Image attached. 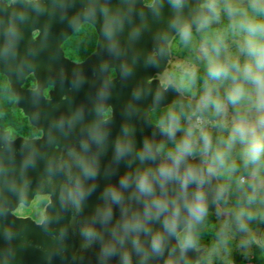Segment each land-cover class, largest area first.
I'll return each instance as SVG.
<instances>
[{"label":"water","instance_id":"1","mask_svg":"<svg viewBox=\"0 0 264 264\" xmlns=\"http://www.w3.org/2000/svg\"><path fill=\"white\" fill-rule=\"evenodd\" d=\"M206 0H0V74L13 106L39 134L26 137L0 127V264H198L205 247L181 252L165 233L162 255L120 242L122 217L143 212L135 195L139 171L155 170L167 156L141 160L145 141L153 150L173 139L149 112L172 104L197 109L198 103L171 82L163 85L170 43L179 29L198 23ZM220 12L219 22L227 18ZM93 27L96 42L82 60L62 49L82 24ZM28 77L34 87H24ZM108 115L104 117V114ZM183 130L176 132L175 140ZM118 147L124 149L118 153ZM200 153L188 163L204 167ZM130 177V187L120 186ZM117 187V204L106 190ZM194 185L189 191L194 190ZM223 191H220V188ZM178 185L169 184V194ZM207 213H218L227 189L216 176L204 185ZM159 192V189H157ZM45 199L39 217L35 203ZM111 208L112 215L104 219ZM187 213L182 211L179 231ZM155 231L159 222H151ZM94 230L93 236L85 233Z\"/></svg>","mask_w":264,"mask_h":264},{"label":"clouds","instance_id":"2","mask_svg":"<svg viewBox=\"0 0 264 264\" xmlns=\"http://www.w3.org/2000/svg\"><path fill=\"white\" fill-rule=\"evenodd\" d=\"M182 0H174L179 6ZM219 0H206L201 8L207 10L198 23V29H204L219 16ZM251 6L259 13H264V0H251ZM230 14L241 10L229 6ZM233 28L239 29L238 35L242 36L239 44V53L245 57L241 64L239 57H226L221 59L222 50L227 49L225 37L217 33L212 41L211 50L214 55L208 58L207 80L203 95L201 96L197 111L204 112L211 109L212 114L223 117L227 112V105L236 107L244 100L252 102L255 117L238 115L229 129L227 139L222 140V147L213 148L212 135L206 130V121L202 116H196L195 122L190 124L184 135L175 140L176 132L180 130V116L175 112L168 114L167 122H161L162 133L174 140V147L167 152V160L162 161L155 170L146 169L139 171L134 180L135 195L138 200L143 198V212L134 213L131 217H122L120 228L123 243L131 237L132 248L143 257L147 255L141 235L149 236L148 248L153 254L162 255L165 247V233L175 236L181 252L194 247V226L204 219L207 214V194L204 185L209 178L218 176L220 171L228 167V157L236 144L242 145V155L245 163H256L264 156V20L250 17L246 12H241V19L234 22ZM181 39L188 43L192 39L191 24L185 23L179 29ZM208 55V50L205 49ZM230 80L231 84L221 98L215 86L207 81L223 82ZM227 102V103H226ZM191 119V118H190ZM197 134L201 144L200 155L204 167L188 163L189 157H194L197 150ZM158 146L155 151L152 145L145 141L140 159H155L156 153L161 150ZM124 149L118 147V153ZM234 167V165H233ZM130 177L125 175L120 186L130 187ZM169 184H176L175 193L169 194ZM194 185V190L189 191ZM159 189V192L157 191ZM223 191V188H220ZM114 203H121L123 193L113 186L106 190ZM182 211L187 213L184 220L183 235L179 231L182 221ZM109 207L104 213V219L111 217ZM159 222L161 227L153 231L149 224ZM94 230L85 233L93 236ZM124 264H131V254L123 253Z\"/></svg>","mask_w":264,"mask_h":264},{"label":"rangeland","instance_id":"3","mask_svg":"<svg viewBox=\"0 0 264 264\" xmlns=\"http://www.w3.org/2000/svg\"><path fill=\"white\" fill-rule=\"evenodd\" d=\"M144 2L148 4L151 0H144ZM229 6L241 10L237 14L241 15V12H246L250 17L254 16L257 20H264V13L254 10L251 0H219V11H226L228 17L231 16L228 11ZM238 21L232 20L226 26H219V20L214 19L204 29L192 30V39L188 43L181 39L178 32L170 43V61L164 77L161 78L163 85L168 82L173 83L179 91L198 103L206 87L208 58L214 55L211 44L217 33L224 35L227 45L226 51L221 52V59L239 57L240 63H244L245 57L239 53L242 36L237 34L238 27H232L233 23H238ZM65 49L75 57L83 52V44L80 43L78 35L73 36ZM205 49L208 50V55L205 54ZM199 69L203 71V74L197 75ZM204 76L206 78L202 79ZM207 83L215 86L219 91H225L229 86L224 82L207 81ZM224 97L225 95L221 96V98ZM194 111H196V116H202L205 119L206 130L214 138L213 148L223 146L222 140L227 139L229 129L238 115H248L250 119L255 117L252 102L247 99L236 107L228 104L226 115L223 117L213 115L211 109L204 112L193 109ZM171 112L180 116V129L183 131L195 122L196 116L192 115L193 112L187 114L180 109ZM244 161L242 145L238 143L228 157V167L222 169L216 176L219 184L225 187L230 174L235 169L241 168V165L237 163ZM239 183L241 186L234 193L236 204L220 202L222 209L214 214V217L195 224L194 245L205 247L198 264H264V174L250 170L247 174L240 176ZM229 200L227 198L226 201ZM45 203V199L36 201V217H39ZM198 241L203 243L197 245ZM235 255L241 259L240 262L235 261Z\"/></svg>","mask_w":264,"mask_h":264},{"label":"trees","instance_id":"4","mask_svg":"<svg viewBox=\"0 0 264 264\" xmlns=\"http://www.w3.org/2000/svg\"><path fill=\"white\" fill-rule=\"evenodd\" d=\"M241 15L240 14H231L230 17L224 18L219 22V26H226L228 25L232 20H240ZM76 35H78L80 43L83 44V52L80 54L81 58L85 57L89 52L93 49V43L95 39V34L91 30V26L87 23H84L77 31ZM203 74L202 70L197 71V75ZM206 78V76L202 77ZM224 83L228 84L230 86L231 81L230 80H224ZM228 86V87H229ZM227 87V88H228ZM226 91V90H225ZM225 91H219V95H225ZM13 95L10 93L8 84L6 81V78L4 75L0 74V127L5 129H15L19 133L25 136H32L37 134V130L28 124L27 119L21 114V112L18 109H15L13 106ZM180 109L182 112L190 114L193 112V109L188 107L184 104H172L165 106L163 108L153 109L149 112V116L151 119V122L154 124L161 125V122L166 123L168 119V114L172 110ZM168 113V114H167ZM186 131V130H185ZM185 131H183L182 136L184 135ZM181 136V137H182ZM179 140V139H178ZM212 143H214V138L212 137ZM159 146H162L161 150L159 151L162 155H167V152L171 150L174 147V141L172 142H164L161 143ZM197 150L196 153L200 151L201 144L200 142L197 144ZM237 164L241 165L240 169H235L233 173L230 174V176L227 178V181L225 183V188L228 192V199L226 200H220L222 204H236V200L234 199V193L236 190H238L241 186V183H239L240 176L243 174H247L250 170H256L259 174H264V156L261 157L260 161L256 163H245L244 162H238ZM257 179V178H255ZM209 217H214L213 213H207L203 220L208 219ZM202 220V221H203ZM183 234V231L181 232V235ZM203 242L198 241L196 244H202ZM210 246V243H208ZM264 249V247H263ZM235 261L240 262L241 259L235 255Z\"/></svg>","mask_w":264,"mask_h":264},{"label":"flooded vegetation","instance_id":"5","mask_svg":"<svg viewBox=\"0 0 264 264\" xmlns=\"http://www.w3.org/2000/svg\"><path fill=\"white\" fill-rule=\"evenodd\" d=\"M83 25V24H82ZM91 30L94 32V34H95V31H94V29H93V27L91 26ZM77 31V30H76ZM76 31L66 40V41H64L63 42V44H62V49L64 50V53H65V55L69 58V59H71V60H74V61H79V60H82L83 58H81L80 56L81 55H79L78 57H75V56H73V55H71V54H69L68 52H67V50L65 49V46H66V44H68L69 42H71L72 41V39H73V36H75L76 35ZM95 42H96V34H95V39H94V45H93V48H94V46H95ZM93 50V49H92ZM90 53V52H89ZM86 56V55H85ZM24 87H34V80H33V78L32 77H28L27 78V80H26V83L24 84ZM108 115V112L106 113V114H104V117L105 116H107ZM10 130H12V131H14L13 129H10ZM38 132V131H37ZM21 134V133H20ZM39 134V132L37 133V134H35V135H32V136H36V135H38ZM22 135V134H21ZM23 136H25V135H23ZM32 136H26V137H32Z\"/></svg>","mask_w":264,"mask_h":264}]
</instances>
